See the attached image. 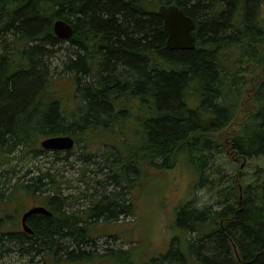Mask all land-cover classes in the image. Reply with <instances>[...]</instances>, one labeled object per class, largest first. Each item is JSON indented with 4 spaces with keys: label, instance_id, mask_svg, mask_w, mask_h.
Listing matches in <instances>:
<instances>
[{
    "label": "trees",
    "instance_id": "trees-1",
    "mask_svg": "<svg viewBox=\"0 0 264 264\" xmlns=\"http://www.w3.org/2000/svg\"><path fill=\"white\" fill-rule=\"evenodd\" d=\"M160 4L192 17V49L167 47ZM56 19L70 23L69 38L54 34ZM62 42L78 100L70 112L49 78L47 57ZM60 134L82 142L86 156L108 150L116 189L70 210L57 173L27 170L8 186L12 170L0 182L1 205L16 194L41 197L51 215H31V234L5 231L0 221V251L13 244L50 264H264V169L248 183L209 178L214 147L231 160L264 158V0H0V166L12 153L35 168L49 156L52 168L59 152L49 154L40 140ZM182 161L197 183L216 186L217 208L180 202L162 251L146 239L86 251L98 223L133 210L118 202L120 185L131 190L148 168Z\"/></svg>",
    "mask_w": 264,
    "mask_h": 264
},
{
    "label": "rangeland",
    "instance_id": "rangeland-1",
    "mask_svg": "<svg viewBox=\"0 0 264 264\" xmlns=\"http://www.w3.org/2000/svg\"><path fill=\"white\" fill-rule=\"evenodd\" d=\"M68 46L67 42L60 43L53 48L52 56L47 58L50 63L49 78L55 79L57 84L55 88L61 97L62 105L70 112L76 110L78 100L73 91V83L69 79L71 73L66 71L64 65V61L68 57ZM129 125L128 123L127 126ZM82 144V142L76 144L72 154L68 157H65L66 152L61 151L59 153L60 159L54 162L52 168H49L51 165L48 161L49 156H44V159H47L45 161L40 158L41 160L38 162L40 168H35L31 162L25 161L26 158L24 161L16 160L11 153L7 155L11 160L0 166V173H10L12 170L16 172L10 182L6 183L8 186L13 184L16 178L22 175L27 168L34 172V175L39 170L48 171L50 174L57 173L55 179L60 181L62 191L59 197H65L64 200L68 209L84 210L90 205V201L94 197L97 198L101 194L108 196L116 187L108 178L112 174L111 170L105 166L108 162L104 160L103 153L108 150L96 147L91 150L89 156H86V149L82 147ZM212 151L215 155L209 178L215 176L217 180L220 179L222 186L227 185L228 180L233 176H238L245 183H248L249 177L255 172L258 173L257 169H264L263 157L251 158L241 164V161L231 160L221 146L214 147ZM262 172L264 171L259 172L260 177L264 175ZM130 174V177H136V174ZM5 178L7 175L0 174V182ZM138 183L139 186L131 190H128L124 185L117 188L123 192L119 196L118 202H123L126 205L132 204L133 210L120 214L115 220L98 223L97 236L93 242L88 243L86 251L102 253L107 248H126L130 243H136L142 239L148 240V249L151 251H162L170 237L168 224L174 216L175 207L180 202L189 201L190 206L197 209L210 205L213 208L218 207V204L215 203L216 200H219L215 194L216 186L211 188L209 186L211 182L207 185L208 187L205 182L197 183V178L183 161L174 168L162 172L148 168ZM94 191L97 194L90 195ZM46 194L49 193L46 192ZM30 199L31 196L22 197L21 202H19L20 207L17 205L18 203L13 201L14 205L11 203L12 207L5 209L6 211L1 214V216H8L7 219H2L3 222H7H5V231L16 228L15 222L17 220L15 218L18 210L29 206ZM15 205L19 208H13ZM0 264H50V261L47 262L42 259L41 255L32 252L24 253L18 246L8 244L5 249L0 251Z\"/></svg>",
    "mask_w": 264,
    "mask_h": 264
},
{
    "label": "water",
    "instance_id": "water-1",
    "mask_svg": "<svg viewBox=\"0 0 264 264\" xmlns=\"http://www.w3.org/2000/svg\"><path fill=\"white\" fill-rule=\"evenodd\" d=\"M158 13L162 17L163 29L167 35L166 45L169 49H192L194 47V20L185 11L175 4H160ZM53 31L56 36L67 39L72 35V26L69 22L56 19L53 22ZM40 145L49 150H68L74 145V139L69 134L53 135L43 138ZM51 215L43 206H34L27 210L21 219L24 230L30 232L25 219L32 213Z\"/></svg>",
    "mask_w": 264,
    "mask_h": 264
},
{
    "label": "flooded vegetation",
    "instance_id": "flooded-vegetation-1",
    "mask_svg": "<svg viewBox=\"0 0 264 264\" xmlns=\"http://www.w3.org/2000/svg\"><path fill=\"white\" fill-rule=\"evenodd\" d=\"M39 152H44V151H39ZM41 155H39V157H40ZM39 198V200L38 199H36L35 201L34 200H32V199H30V204H29V206H27L26 208L25 207H23V208H21L20 210H18L17 212H18V214H17V217L15 218L17 221L15 222V224H16V228L15 229H13V230H11V231H9V232H20V233H28V232H26V231H24V229H23V226H22V222H21V219H22V216H23V214L29 209V207H31L32 205H40V204H42V202H41V198L40 197H38ZM18 199H21L22 200V197H20V196H17V194L15 195V199H14V202L17 204V203H19L17 200ZM13 202V201H12ZM12 202H8V203H4V204H2V205H0V208H9V207H12L10 204L12 203ZM13 204V203H12ZM14 205V204H13ZM17 205H19V204H17ZM17 205H15V206H13V208H15V209H18L17 208ZM44 205V204H43ZM19 207H20V205H19ZM23 209V210H22ZM22 210V211H21ZM33 214H43V213H32V214H30V215H28L27 217H26V219H25V224L26 225H28L29 226V218H30V216L31 215H33ZM8 217V216H7ZM6 217V215H4V216H1V219H4V218H7ZM10 217V216H9ZM0 221H2V220H0ZM6 224V223H5ZM5 226V225H4ZM28 234H31V233H28Z\"/></svg>",
    "mask_w": 264,
    "mask_h": 264
},
{
    "label": "bare ground",
    "instance_id": "bare-ground-1",
    "mask_svg": "<svg viewBox=\"0 0 264 264\" xmlns=\"http://www.w3.org/2000/svg\"><path fill=\"white\" fill-rule=\"evenodd\" d=\"M6 219H7V218H6ZM6 219H5V220H6ZM5 222H6V221H5ZM6 223H7V222H6ZM27 227L30 228L28 225H27ZM23 229H24V227H23ZM24 231H26V230H24ZM26 232H27V231H26ZM28 233H32V229H31V228H30V232H28Z\"/></svg>",
    "mask_w": 264,
    "mask_h": 264
}]
</instances>
